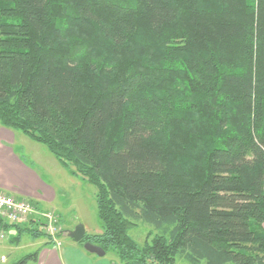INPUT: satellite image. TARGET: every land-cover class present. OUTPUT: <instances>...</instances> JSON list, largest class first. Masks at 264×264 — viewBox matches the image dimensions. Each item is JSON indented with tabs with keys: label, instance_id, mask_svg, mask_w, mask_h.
Wrapping results in <instances>:
<instances>
[{
	"label": "trees",
	"instance_id": "trees-1",
	"mask_svg": "<svg viewBox=\"0 0 264 264\" xmlns=\"http://www.w3.org/2000/svg\"><path fill=\"white\" fill-rule=\"evenodd\" d=\"M0 125L96 188L113 264H264V0H0Z\"/></svg>",
	"mask_w": 264,
	"mask_h": 264
},
{
	"label": "rangeland",
	"instance_id": "rangeland-1",
	"mask_svg": "<svg viewBox=\"0 0 264 264\" xmlns=\"http://www.w3.org/2000/svg\"><path fill=\"white\" fill-rule=\"evenodd\" d=\"M13 133L16 134V139H18L15 145L16 150L23 154L28 162L35 164L38 170L44 174V176L49 178V176L46 175V172L48 171L52 181H63L62 185L64 186H61L60 190H65L67 194L63 196L58 203L60 214L62 216L54 210V215L58 221L56 226L59 229V233H57L59 243H62L63 240H67V232L74 231L80 224L84 225L88 234H98L103 232V224L99 218L97 208L96 188L82 177L74 176L73 172H75V168L73 166H70L69 168L63 167L44 145L30 140L20 132ZM57 167L66 171L63 172L65 175H60L57 172ZM68 173L74 177H78L80 180H70L68 182ZM52 177L54 179H52ZM38 229L34 228L33 230ZM3 231L6 233V238L4 240L0 239V264H15L24 256L34 253L37 246L43 241L55 244V241H53V235H47L40 230H38L42 233V237L40 238H35L28 233H25L20 239H17V237L12 238V236L16 234L14 231ZM130 235L139 245L142 246L154 237L153 231L144 226L131 230ZM106 257L108 260H117L113 252L107 254ZM113 261L112 263H114ZM176 264L186 263L182 260H178Z\"/></svg>",
	"mask_w": 264,
	"mask_h": 264
},
{
	"label": "crops",
	"instance_id": "crops-1",
	"mask_svg": "<svg viewBox=\"0 0 264 264\" xmlns=\"http://www.w3.org/2000/svg\"><path fill=\"white\" fill-rule=\"evenodd\" d=\"M11 131L0 125V192L31 201L44 209L55 210L62 216L58 203L67 194L65 190H60V187L64 186L63 181H52L48 171L46 175L49 178L44 176L35 164L28 162L24 155L16 150L18 139L13 133L15 131ZM57 172L65 175L63 172L66 171L58 168ZM70 180L80 179L69 174L68 182ZM10 230L18 234L16 228ZM86 233L88 234L87 231ZM16 234L12 238H16ZM67 237L61 245L50 244L48 241L40 243L36 249L39 253L38 261L33 264H113V260H108L107 255L98 257L91 254L80 243L70 239L68 234Z\"/></svg>",
	"mask_w": 264,
	"mask_h": 264
},
{
	"label": "built area",
	"instance_id": "built-area-1",
	"mask_svg": "<svg viewBox=\"0 0 264 264\" xmlns=\"http://www.w3.org/2000/svg\"><path fill=\"white\" fill-rule=\"evenodd\" d=\"M54 210L44 209L25 199H17L12 195L0 192V220L4 224L14 227L36 228L47 235H53L56 245L59 243V229L56 226L57 218ZM6 233L0 230V239L4 240ZM58 241V242H57Z\"/></svg>",
	"mask_w": 264,
	"mask_h": 264
},
{
	"label": "water",
	"instance_id": "water-1",
	"mask_svg": "<svg viewBox=\"0 0 264 264\" xmlns=\"http://www.w3.org/2000/svg\"><path fill=\"white\" fill-rule=\"evenodd\" d=\"M69 238L72 239L75 243H81L85 236H86V229L84 225L80 224L78 225L74 231L68 232ZM84 249L91 253L95 254L98 257H104L106 255V252L99 246H96L92 243H86L84 245Z\"/></svg>",
	"mask_w": 264,
	"mask_h": 264
}]
</instances>
